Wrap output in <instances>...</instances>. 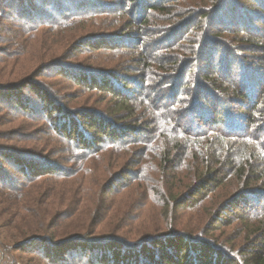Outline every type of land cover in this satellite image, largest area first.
I'll use <instances>...</instances> for the list:
<instances>
[{"label": "trees", "instance_id": "1", "mask_svg": "<svg viewBox=\"0 0 264 264\" xmlns=\"http://www.w3.org/2000/svg\"><path fill=\"white\" fill-rule=\"evenodd\" d=\"M40 1L56 9L66 1L74 12L94 9V15L118 8L114 12L129 16L134 5L139 8L137 17L128 20L115 36L97 38L114 44H122L127 37L137 45L144 40L153 42L138 61L162 49L158 62L163 60L162 70L171 68L172 74L167 77V91L151 93L154 81L149 84L150 91L142 97L152 98V105L143 100L135 103L151 110L149 117L147 111L139 120L125 87L105 81L103 76L93 81L109 93L110 112L116 117L112 119L134 120L127 126H114L106 121L111 117H99L94 130L102 137L93 142L82 135L80 146L70 145L75 164L84 157L90 160L88 165L80 161L73 174H64V169L32 155L0 151V158L23 176L5 181L0 162V207L4 206L0 213L6 216L0 228L11 243L10 247L6 246L10 243H1L5 252L27 249L51 264H264L263 214L248 217L254 220L242 231L247 242L241 250L243 258L232 260L210 238L194 240L193 233L177 230L160 233L158 225L149 229L140 219L142 211L132 215L121 210L119 191L109 197L100 180L91 177V164L98 166L112 157L108 168L115 170L124 163L142 172L136 177L129 171L123 173L125 168L115 170L111 177L112 182L123 174L132 177L124 188L139 192L142 209L151 201L196 210L208 200L213 212L200 234L220 226L216 223L228 208H243L245 201L264 202V135L260 133L264 120L259 117L264 115V18L257 15L261 25H253L251 3L250 7L244 5L248 0H209L203 6H193V0H113L96 2L94 7L83 0H0V5L13 7L17 14L29 6L35 13L34 2ZM126 28L130 31L125 32ZM147 30L154 31L153 39L140 35ZM247 54H253L252 61L246 60ZM44 101L49 113L61 109L50 97ZM64 130L60 128L61 136H67ZM135 142L143 143L145 153L131 150L129 146ZM130 154H136L135 160ZM261 208L264 211V204ZM106 227L107 233L102 234Z\"/></svg>", "mask_w": 264, "mask_h": 264}, {"label": "rangeland", "instance_id": "2", "mask_svg": "<svg viewBox=\"0 0 264 264\" xmlns=\"http://www.w3.org/2000/svg\"><path fill=\"white\" fill-rule=\"evenodd\" d=\"M7 1L9 0L5 3ZM79 1L82 2V0ZM83 1H89L94 7L96 2L110 3L113 0ZM243 1L239 0L238 3ZM261 1L244 2L246 7H250L251 3L250 9L254 14L250 21L257 26L261 25L257 15L264 18V0ZM34 3L35 13L29 6H25L21 14H17L13 7L6 8L4 4L0 5V151L7 149L20 155H32L33 159L50 162L54 167L64 169L62 173L70 175L74 173L72 170L80 161L83 165L90 163L89 158L84 157L75 164L69 152L70 145L80 146L78 141L82 142L83 136H90L94 139L93 142L102 137L101 133H96L94 130L99 117H111L106 121H111L114 126L124 124L127 126L134 120L133 118L114 120L116 117L113 110L110 112L113 103L108 99L109 93L97 88L93 81L103 76L105 81L111 80L120 88L125 87L127 91L125 95L130 104L138 105L139 101L143 100L152 105V98L147 100L149 96L142 97V95L150 91L149 84L153 81L151 93H156V90L157 92L167 91L170 87L166 86L170 85V78L167 77L172 72H169L171 68L162 70L160 63H163V60L158 62L162 49H155L148 54L147 60L138 61L139 55L150 50L148 48L153 42L144 43V40L141 45H137L133 38L129 40L127 37L128 40H121L124 41L122 44L116 42V45L113 42H102L97 38L115 36L124 28L128 20L137 17L139 8L134 9V5L130 9L129 16H122L119 12H114L118 8H107V11L103 12L105 14L94 15V9L74 12L71 4L66 1H61L58 9L41 1ZM190 4L203 6L209 4V0H193ZM140 10L142 14V8ZM98 11L100 12V9ZM174 11L176 12V9ZM167 23L169 22H165V25ZM262 25L264 26V23ZM261 29L264 30V27ZM124 31H130V28ZM140 35L146 40H151L156 34L152 30H147ZM114 36L112 37L115 38ZM110 39L107 38V41ZM115 45L116 48H114ZM252 55L247 54L246 60L252 61ZM256 65L257 62L253 64L254 67ZM137 75L139 78L135 77ZM46 97H50L52 103L57 102L61 109L58 112L52 110L50 113L47 112L48 108L44 107ZM137 105L136 120H139L141 115H148L147 111H149L148 117L151 115V110L145 108L143 104L141 107ZM230 109L233 111L234 106H230ZM122 113L123 116L124 111ZM259 117L264 120V115L260 114ZM70 119H74L75 122L69 121ZM262 124L260 133L264 135V122ZM59 125L62 131L65 129L64 134L67 132V136L59 134ZM139 143L135 142L129 147L134 153L139 149L145 153L143 143ZM135 155L130 154V159L135 160ZM111 159L112 157H106L98 166L96 163L91 164L93 167L91 177L100 180L102 190L106 187V195H113L119 191L117 202L121 210L128 211L132 215L142 211L140 219L149 226V229L152 225H158L160 233L177 230L186 234L193 233L192 236L196 237L194 240L210 238L218 243L217 246L223 253L229 254L230 259L243 258L241 250L247 242L244 240L242 231L246 224L254 220L249 218L264 215L261 208L263 201L260 204L245 201L243 208L236 206L228 208L216 223L220 226L200 234L199 230L203 231L208 227L213 212L208 200L202 202L203 204L199 209L195 208L196 210L191 207L184 208L183 205L173 209L171 206L164 207L162 203L157 204L151 201L147 202V206L142 209L139 192L133 193L135 190L124 188L127 182L133 181L132 177L123 174L124 178L120 177L116 182H112L111 178L114 172L125 168L127 172L123 173L129 171L136 177L142 172L139 171L140 169L137 170L136 166L132 164L127 166L124 163L115 171L113 168H108V162ZM0 162L6 172L5 181L11 183V178L12 180L23 178L1 158ZM2 185L3 182H0V188ZM187 204L190 203L187 202ZM4 219H6L5 214L0 213V227ZM223 220L224 223H221ZM107 229L108 227L102 234H106ZM60 236L62 235H56V237ZM2 242L10 243L0 228V264H21L16 260L18 257L24 258L26 264H51L45 258L37 257V253L27 249L12 251L9 255L3 249ZM6 246L10 247L11 243ZM85 259L83 258V261Z\"/></svg>", "mask_w": 264, "mask_h": 264}]
</instances>
